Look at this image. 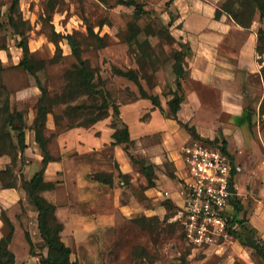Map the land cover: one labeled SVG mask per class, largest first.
Masks as SVG:
<instances>
[{"label": "rangeland", "instance_id": "obj_1", "mask_svg": "<svg viewBox=\"0 0 264 264\" xmlns=\"http://www.w3.org/2000/svg\"><path fill=\"white\" fill-rule=\"evenodd\" d=\"M135 1L148 10L162 14L166 22L169 20L167 13H173L171 7H166L167 0ZM225 2L226 0H219L218 8H222ZM13 3L14 0H0V62L4 67L1 76L10 94L11 108L24 113L26 144L34 154H41L43 158L33 126L42 93L36 85V78L20 65L24 55L19 44L24 37L27 38L31 59L42 62V67L37 66V79L48 89L51 97L64 92L66 75L77 63L68 44L67 36L70 35L79 43L83 59L91 68L98 70L105 89L116 104L118 100L129 101L133 96L128 92L125 80L114 74V67L141 70L140 74L145 78L141 83L149 88L156 83L155 78L158 80L157 73L163 70L168 86L172 84L171 69L165 66V62L177 51L176 46L152 38V51L158 61L144 63L133 54L131 47L123 39L128 31V24L133 20L134 8L120 5L118 0H19L16 7ZM11 16L16 21L15 27L10 22ZM139 23L145 24L143 20ZM253 24L258 29H264V19L260 21L259 15H256ZM54 32L60 37H55ZM258 45L264 48V43L258 42ZM140 62L142 69L139 67ZM167 90L166 88L165 92ZM88 103L92 101L88 100ZM76 104L78 102L73 103ZM65 108L63 105L56 106L53 108L54 113L47 117L45 135L48 148L59 164L56 169L47 171V179L51 180L49 183L52 187L43 195L57 206L56 216L63 225L61 237L71 248L72 262L264 264V257L246 244L249 235L264 242L262 233L252 231L249 225L251 212L258 201V216L262 217L264 214V191L256 195L249 193L243 199L237 196V200L244 201V209L237 216L242 221L236 225L238 236L228 234L212 245L195 248L185 238L177 219V210L167 208L163 203L153 204L146 198L144 191L148 179L145 164L132 162L133 167L128 169L129 172L120 176L112 148L87 155L65 151L67 147L58 141V137L72 129L61 131L55 124L56 115L63 116V124L67 123L63 114ZM68 144L67 140L66 145ZM130 153L132 154L131 151ZM36 159L40 160V156H24L14 168L20 188L24 180L32 178L42 168V164L35 163ZM97 173H106L112 179L118 176L117 185L121 192L118 204L119 207L124 206V209L117 211L113 208L114 196L111 190L88 187L92 182L90 177ZM249 173H239L247 185H252L257 179L260 183L259 178ZM44 178L46 181L45 176ZM108 187L112 189L113 185ZM93 196L95 199L90 200ZM35 209L26 194L25 201H20L19 210L15 212L19 215L15 221V229L18 228V231L16 234L14 230L16 237L14 239L13 234L9 245L16 257L15 264H41V259L47 255L48 249L39 231L35 229V217L32 216ZM151 209L157 213L149 214ZM147 224H151V227ZM8 233L9 228L4 224V235Z\"/></svg>", "mask_w": 264, "mask_h": 264}, {"label": "crops", "instance_id": "obj_2", "mask_svg": "<svg viewBox=\"0 0 264 264\" xmlns=\"http://www.w3.org/2000/svg\"><path fill=\"white\" fill-rule=\"evenodd\" d=\"M218 4L219 0H175L171 5V33L178 42L191 48V54L184 59L188 75L182 80L181 90H178L174 80L168 86L163 70L159 71L158 80L155 78L156 83L151 88L143 85L149 94L159 97L161 107H158L150 99L140 96L134 82L120 77L125 80L133 99L118 100L119 117H114L110 110L108 118L90 128H74L60 134L58 141L67 147L65 151L87 155L106 149L127 127L131 149L129 147V151H126L123 145L112 148L114 160L119 166L118 174H126L133 167L130 156L133 154L134 158L144 161L154 183L150 186L147 177L148 184L144 191L146 198L153 204L163 203L178 212L179 206L183 204V179L186 175L182 147L193 140L191 133L183 126L185 124L194 128L203 140L225 144V151L240 168L233 175L237 190L235 196L243 199L249 193L256 195L263 192L264 53L257 52L259 29L255 24L250 28L241 27L227 13L216 18ZM170 13H167V22L162 16L167 24L171 22ZM172 45L180 50L179 44ZM166 88L168 90L165 92ZM175 92L184 96L177 118L172 116L168 106ZM34 155L40 156V160L36 159L35 163L41 165V154H34L29 147L25 150V157ZM9 164L7 157L0 156V171ZM58 164L57 161L49 163L44 175L46 181H51L47 179V171L56 169ZM243 171L259 178L260 183L257 179L252 185H247L244 177L239 175ZM170 174H174L175 178L170 177ZM117 178L115 176L112 180V189H109V185L94 181L88 187L111 190L113 208L120 211L125 207H119L118 204L121 192ZM23 190L20 186L4 188L0 181V240L5 237L2 212L16 227L15 221L19 215L15 212L19 210L20 201L26 199ZM89 199L94 200L95 197ZM241 203L243 205L244 201ZM258 203L253 207L249 225L254 231L262 233L264 238V214L263 218L258 216ZM148 213L155 215L157 212L151 209ZM32 216L35 217V229L39 231L37 210ZM20 226L22 228V224ZM17 231L18 228L15 229L16 234Z\"/></svg>", "mask_w": 264, "mask_h": 264}, {"label": "trees", "instance_id": "obj_3", "mask_svg": "<svg viewBox=\"0 0 264 264\" xmlns=\"http://www.w3.org/2000/svg\"><path fill=\"white\" fill-rule=\"evenodd\" d=\"M174 1L167 0L166 7L169 9ZM118 3L126 7H132L135 10L133 20L128 24V31L123 36V39L131 47L133 54L142 59V62L158 61V58L152 51V38H158L159 40L166 41L168 44H179L180 50L175 51L170 56L167 63L165 62V66L170 67L174 83L178 90H181L182 80L188 75L184 67V59L191 54V48L186 44L178 42L173 37L170 29L173 21L172 13H170L171 22L167 24L163 21L162 14L157 13L155 10H148L144 5L135 0H118ZM18 5L19 0H14L13 6L16 7ZM222 13H227L241 27L250 28L256 15H259L260 21L264 19V0H226L224 6L217 10L216 18H220ZM142 20L145 22L143 25L139 23ZM10 22L15 27L16 21L12 16L10 17ZM92 34L94 33L92 32ZM53 35L60 37L55 32ZM67 39L77 63L66 75L67 84L64 92L55 97H51L48 89L37 79V66L42 67L43 65L42 62L31 59L27 38L24 37L19 44L24 55V59L20 65L24 66L28 73L36 78V85L42 93L38 101L37 114L33 123L36 142L43 155L42 168L32 178L24 180L22 185V188L38 212V229L48 249L47 255L41 259V264H77L71 261V248L62 240L63 225L56 216L57 206L43 195L45 191L52 187V184L45 181V171L49 163L56 161L48 148V141L45 135L48 115L54 113V107L60 105L66 106L63 110L64 117L67 118L66 124H63V116H55L57 128L64 131L67 128H90L97 122L108 118L110 110H113L114 117H119L120 114L117 104L105 89V83L98 70L91 68L87 61L83 59L79 43L72 35L67 36ZM258 42L264 43L263 28L258 30ZM257 52L263 54L264 48L258 45ZM139 67L140 69L143 68L141 62L139 63ZM3 69V64L0 62V156L7 157L10 160V164L6 169L0 171V181L4 188H17L19 184L14 174V168L23 159L25 150L27 149L26 122L22 111L11 108L10 94L1 76ZM113 71L115 75L134 82L138 86L142 98L150 99L155 106L161 107L159 97L149 94L144 89L141 80L145 78L141 76V70H124L114 67ZM88 100L92 101V103H88ZM183 101L184 96L175 92L174 97L168 102L170 113L174 118H177V113ZM74 102H78V104L73 105ZM161 110L165 113L162 108ZM183 126L191 133L194 140H203L197 135L194 128L185 124ZM114 127L116 126L114 125ZM206 142L213 145L218 144L217 141ZM130 144L129 131L125 127L123 132L119 136H116L115 142L108 148L123 145L125 150L129 151ZM222 146L225 151V144L223 143ZM130 156L134 164H145L144 161L138 160L132 155ZM145 172L148 179H150V186L154 185L149 173H147L146 167ZM124 175L120 172V176ZM170 177L175 178V175L170 174ZM90 178L94 182L109 186L113 185V179L106 173H97ZM232 203L235 210L232 216L227 217L229 223L228 233L238 236L236 225L238 222L242 223V221L238 220L237 216L243 211L244 207L241 201L237 200V196L232 198ZM1 217L5 226L9 228V233L0 240V264H15V254L9 248L15 227L5 212H2ZM147 226L151 227V224H147ZM233 227L235 228L233 229ZM252 231L250 232L252 233ZM259 242L260 246L256 250L264 257V242Z\"/></svg>", "mask_w": 264, "mask_h": 264}, {"label": "built area", "instance_id": "obj_4", "mask_svg": "<svg viewBox=\"0 0 264 264\" xmlns=\"http://www.w3.org/2000/svg\"><path fill=\"white\" fill-rule=\"evenodd\" d=\"M182 155L186 175L177 219L187 242L201 248L229 234L227 217L234 214L232 198L237 194L231 192L233 172L240 168L220 143L193 139L182 147Z\"/></svg>", "mask_w": 264, "mask_h": 264}, {"label": "water", "instance_id": "obj_5", "mask_svg": "<svg viewBox=\"0 0 264 264\" xmlns=\"http://www.w3.org/2000/svg\"><path fill=\"white\" fill-rule=\"evenodd\" d=\"M231 192H232L233 194H236V193H237V191H236L235 188H234V184H233L232 187H231ZM246 244H247V246L252 247V248H254V249H257V248L260 246V242L258 241V239H257V238H254V237L251 236V235H249V236L246 238Z\"/></svg>", "mask_w": 264, "mask_h": 264}]
</instances>
